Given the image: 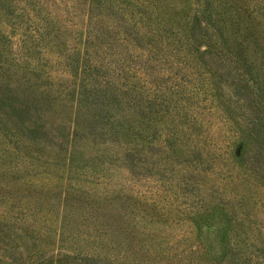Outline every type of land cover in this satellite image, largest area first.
I'll return each mask as SVG.
<instances>
[{"label":"trees","instance_id":"obj_1","mask_svg":"<svg viewBox=\"0 0 264 264\" xmlns=\"http://www.w3.org/2000/svg\"><path fill=\"white\" fill-rule=\"evenodd\" d=\"M0 264H264V0H0Z\"/></svg>","mask_w":264,"mask_h":264},{"label":"rangeland","instance_id":"obj_2","mask_svg":"<svg viewBox=\"0 0 264 264\" xmlns=\"http://www.w3.org/2000/svg\"><path fill=\"white\" fill-rule=\"evenodd\" d=\"M81 17L83 18V13H81ZM118 199V198H117Z\"/></svg>","mask_w":264,"mask_h":264}]
</instances>
